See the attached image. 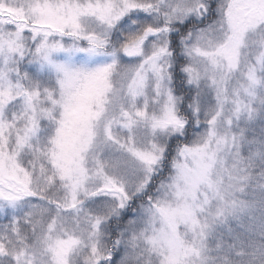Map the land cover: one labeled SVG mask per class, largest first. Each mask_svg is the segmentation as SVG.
<instances>
[{
    "label": "snow or ice",
    "instance_id": "1",
    "mask_svg": "<svg viewBox=\"0 0 264 264\" xmlns=\"http://www.w3.org/2000/svg\"><path fill=\"white\" fill-rule=\"evenodd\" d=\"M0 264H264V0H0Z\"/></svg>",
    "mask_w": 264,
    "mask_h": 264
}]
</instances>
